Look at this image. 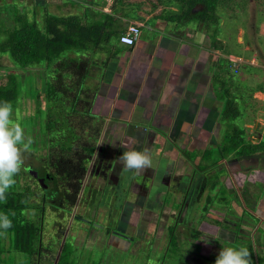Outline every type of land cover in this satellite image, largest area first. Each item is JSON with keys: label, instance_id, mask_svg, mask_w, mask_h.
I'll return each mask as SVG.
<instances>
[{"label": "crops", "instance_id": "crops-1", "mask_svg": "<svg viewBox=\"0 0 264 264\" xmlns=\"http://www.w3.org/2000/svg\"><path fill=\"white\" fill-rule=\"evenodd\" d=\"M152 18L155 17L141 16L130 23L140 25L141 31L146 27L152 35L141 39L139 35L132 46L121 43L124 49L113 51L107 63L96 69L95 76L87 79V84L94 88L91 112L103 119L105 148L99 157L101 162L112 165L109 170L115 174L112 183L120 186L124 178L125 171L118 158L124 151L135 149L146 151L153 161L151 168L140 173L139 180L144 179L149 185L162 174L164 183L157 186L158 194L169 191L178 194L184 187V171L191 168L194 159L191 154L202 148L206 155H211L210 151L219 149L226 140L225 124H231L226 110L238 91L231 75L243 68V61L238 60L243 55H234L225 41L195 34L189 27L165 35L158 23L145 21ZM107 56L102 57L107 59ZM260 95L263 97L259 99ZM250 99L243 110L247 117L241 121L242 126L236 125L239 131L243 129L242 135L248 128L251 130L246 137L253 147L262 146L261 160L252 157L250 167L259 174L256 185L262 191L259 190L256 199L248 198L249 201L244 196L236 197L241 204L255 205L254 224L259 223L261 228L264 225V107L260 101H264V90L257 88ZM235 111L233 108L230 113ZM233 116L237 121L238 117ZM195 160L199 163L196 157ZM175 179L180 185L175 184ZM136 189L139 190L137 186ZM238 207L246 213L242 205ZM142 211L135 213L134 220L140 218ZM230 238L233 239V234Z\"/></svg>", "mask_w": 264, "mask_h": 264}, {"label": "rangeland", "instance_id": "rangeland-1", "mask_svg": "<svg viewBox=\"0 0 264 264\" xmlns=\"http://www.w3.org/2000/svg\"><path fill=\"white\" fill-rule=\"evenodd\" d=\"M171 1L172 0H0V26L2 24H5V27H8L9 25L11 26L13 24L12 20L15 13L17 14V12H19L27 14L29 19L33 21L37 17V19L40 20L39 25L42 27V16H44L43 14L48 10L49 13L54 14H78L88 22L98 21L101 23L103 21L113 20L111 18L112 16H115L116 23L114 24V27L117 29H127L128 23L130 24L136 20H140L141 16L143 18H147L148 15L155 17L165 10V17L163 19L155 17L150 21H145L149 22V24L153 22L158 23L161 27V33H164L165 35L170 32L175 34L176 31H184L186 27H189L188 30L195 34L203 33L216 40L220 39L225 41L226 45L229 47L228 50H231L234 55H243L238 59L240 62L243 61L241 65L243 68H241V71L236 69L235 74L232 73L231 75L233 83L238 86V91L235 96L236 98H234V101L231 100L232 102L226 110V113L231 119L230 125L225 124L227 132L226 129H224V139H227L229 132L233 131L235 127L238 130L240 129L236 124L242 126L241 121L247 117L243 110L248 105V102L251 101L250 97L253 92L257 88L264 90V0H236L235 4L231 6L229 11L221 10L217 12V17L206 16L207 19L205 21H201L199 20L200 18L195 17L190 21L187 20L189 24H184L181 16L175 18L180 12L175 15L174 6H170L172 3ZM173 1L176 5V0ZM211 3L218 5L219 0H211ZM180 8H177V10L179 11ZM199 8L200 6H198L197 9ZM34 10L36 11V14L34 13ZM148 35L152 34L149 33L148 29L145 27L140 33V39ZM114 37L115 36H113L109 46H107L108 48L105 49V52H97L95 54L96 60H93V63L91 61L90 68L93 70V76H95L96 69H98V64L96 62L101 56L108 55L107 53L112 51H122L124 49L125 46L120 42H117L118 40ZM74 54L75 53H73V55ZM78 56L81 57L82 54ZM85 57L88 58V56ZM0 63H2L3 66H13V63L7 58V56L0 57ZM2 65L0 68V74L2 73L5 75L6 72L4 71L6 70ZM16 71L18 72L17 74L20 78L21 85L20 96L18 99L19 103L17 101V105L13 107V119H16L21 123L25 129L26 136H30L33 141L31 151L24 153V165L33 164L34 166H38L46 155L48 147H50L49 139H52L53 146L59 144L64 145V142L60 140V136L57 135L59 129L60 132H62L61 135H65L68 138L72 137V134L68 129L69 120H67V117H65V120L57 118L52 127L49 128L47 125V119L45 116L47 110L45 105L47 103L41 101L40 104L37 95L43 94L42 98L44 99L46 81L48 75H50V71L45 73L46 70L44 68L30 70L16 69ZM261 97H263V95H260L258 98L260 99ZM260 103H263L262 106L264 107V101H260ZM256 105L259 106V101ZM233 108H235L237 112V121L235 116L230 113ZM65 109L64 112L71 111L70 107L67 108L66 106ZM17 112L19 113L18 117ZM57 123L61 124L59 129L56 128ZM246 131L244 132L245 135L242 136L245 137V140H248L246 135H248L251 130L248 128ZM231 134L234 135V133ZM217 148L210 151L211 155H206V151H203L202 148L196 149L191 156L197 158L200 167H203L204 165L206 166L209 161H211V164L213 165V161L217 162L221 158L219 153L221 150H218ZM27 179V175L24 174V169L22 168L20 173L15 177L16 186L23 182L26 184L28 182ZM244 179H246L245 187L247 186V189L242 192V195L246 197L247 201H249L248 197H255L256 199V197L259 196V190L262 191V188L258 187L256 183H250L253 179H248V177H244L242 183L238 181L241 186ZM211 186L212 185H210V193L208 196H213L214 201L212 204L221 207V209L224 208V212L221 211L219 213H222L224 216L226 214L228 219L221 230H219L216 235L214 234L213 237L209 238V243L213 245L215 253L209 255L211 258H208V262L215 264L214 260H216L218 256L216 252L218 253V249H222L223 246H246L251 254L250 264H264V225L261 228L258 226L256 234L255 231L252 232L254 235L249 242L242 241V245L238 242H234V236L239 231H242L238 228L245 221L247 216L246 213H243L240 209V211H238L236 208H238V205H242L244 209H246V212L251 215L257 213L256 208L252 205L247 206L237 201L236 196L241 198V192L236 186V191H228L226 187L220 188L219 190L218 187L212 189L214 185L212 188ZM251 193L253 194L251 195ZM166 200L173 203L175 207L180 205L178 203V196L175 197L174 195L167 194L165 201ZM206 201L207 199L199 200V203L193 209L194 218V215L199 216L202 213L203 205ZM88 205V211H86V216L88 218L85 217L86 220L95 218L91 216L93 205ZM80 207L85 208L86 205L82 204ZM249 207L254 213L248 211ZM27 212L32 215V212L26 210V216H30ZM101 217L99 219H101ZM46 218L47 215L45 221H47ZM96 219H98V217ZM64 221H60L59 239L55 237L53 242L51 241L52 245L49 246V250L44 252L45 254H42L44 261L42 263L39 262V264L190 263L188 257L183 255L181 248L173 247V245L170 247L171 240L166 233L159 235V237H155V233H152L151 235L146 233V236L140 235L135 239V243H132L129 249H126L125 251L122 248L105 246L103 242H97L95 237H89V229L91 225H84L82 224L83 222L73 221L71 225H68L65 228L67 222ZM255 224L257 225L259 223L255 222ZM44 229L45 233H47V228ZM230 234H233V239L230 238ZM181 240H187L184 238V234L180 235V241ZM197 242L201 245L200 239H197ZM64 245H66L65 250H63ZM119 245L126 248L125 243L120 242ZM210 251L211 250L209 249L207 253ZM0 264H31V261L24 253L14 251L9 237L0 236Z\"/></svg>", "mask_w": 264, "mask_h": 264}, {"label": "flooded vegetation", "instance_id": "flooded-vegetation-1", "mask_svg": "<svg viewBox=\"0 0 264 264\" xmlns=\"http://www.w3.org/2000/svg\"><path fill=\"white\" fill-rule=\"evenodd\" d=\"M92 116L94 118L84 116V119H87L91 124L85 129L83 124L86 121L84 119L82 121L79 118L72 119L77 142L76 144L74 142L75 145L73 144L72 148L67 149L68 158L64 164L55 166L54 160H46V156H44L38 166L26 164L23 167L28 182L26 184L23 182L20 185L29 184L36 193L32 199L35 202L34 206L31 205L26 209L32 212V215L27 212L30 216L26 217L39 227V253L32 259L31 264H39L44 261L42 254L49 250V246L52 245L51 241L53 242L55 237L59 239L60 221L64 220L67 222L65 228L73 221L91 225L89 237H95L97 242H103L105 246L122 248L125 251L132 243H135V239L140 235L146 236V233L150 235L155 233V237H159L166 233L171 240L170 247L173 245V247L181 248L183 255L188 257L191 264H209L208 258H211L209 255L215 253L213 245L209 243V238L216 235L228 219L226 214L224 216L219 213L224 212V208L221 209V207L212 204L214 198L211 195L208 196L210 185H214L213 188L211 186L212 189L218 187L219 190L226 187L228 191L235 190L236 186L243 196L242 192L247 189L244 187L246 179L242 186L238 181L242 183L244 175L245 178L253 179L250 182L252 184L259 182L257 179L259 174L250 167H252V157H260L259 161L261 160L262 146L253 147L251 141L243 140L232 151H227L226 144L223 146L222 143L218 149L221 150L219 152L221 158L217 162L213 161V165L209 161L206 166L200 167L195 158L191 159V168L184 171L183 174L185 180L184 189L181 187L182 191H179L178 194L173 191L158 194L157 186L164 183L161 182L162 174H159L154 181L151 180L149 185L144 179L139 180L140 174L133 172L124 173L120 186H116L117 183H112V177H115V174L109 171L112 169V165L101 162L99 157L105 144L103 129L99 132L100 129L97 126L103 123V119L98 115L93 114ZM95 124H97L96 127ZM83 145L90 146L89 150L93 145L95 148H92L93 152H88L82 149ZM75 149L76 152L78 149L80 156L73 152ZM77 161L81 163L79 172L74 176V179H69V186L71 184L74 186L70 189L77 193V197L73 200L70 197V192L66 194L61 187L62 176L60 173L68 167L78 170L76 163L79 162ZM239 165L240 168H238ZM178 181L174 180L175 184L180 185ZM136 186L139 190L136 189ZM167 194L178 196L179 208L170 201H165ZM202 199H207L203 205L202 213L199 216L194 215V218L193 209ZM82 204H85L86 207H80ZM88 204L93 205V207L91 206L93 209L91 216L95 217L89 218L90 220H86ZM238 208L236 209L239 211ZM140 209L144 211L140 213V218L134 220L135 213ZM128 210L130 213L126 215ZM146 211H150V213ZM46 215L47 221H45ZM126 216L128 219L125 221ZM97 217L98 219L101 217V219L98 220ZM242 226L243 223L238 228L242 231L234 236V242L241 245L242 241L249 242L254 235H252L254 229L249 232L244 227L242 229ZM44 228H47V233ZM183 234L187 240L180 241V235ZM197 239L201 240V245L198 244ZM120 242L125 243L126 248L121 247ZM209 249L211 251L207 253ZM218 250L216 254L221 251V249Z\"/></svg>", "mask_w": 264, "mask_h": 264}, {"label": "trees", "instance_id": "trees-1", "mask_svg": "<svg viewBox=\"0 0 264 264\" xmlns=\"http://www.w3.org/2000/svg\"><path fill=\"white\" fill-rule=\"evenodd\" d=\"M235 1L219 0V4L216 5L212 4L211 0H176L175 5L172 0L170 6H174L175 15L180 12L175 18L181 16L184 24H189L187 20L190 21L195 17L205 21L206 16L217 17V12L229 11ZM198 6H200L199 9H197ZM177 8L180 10L178 11ZM46 11L42 16V27L39 25L40 20L37 17H34L35 20L33 21L29 19L27 14L19 12L15 13L11 26L5 27V24L0 26V57L7 56L13 63V66H3L0 63V68L2 65L6 70L4 71L6 72L5 75L0 74V101H9L13 107L17 105V101L19 103L21 83L16 69L44 68L45 73L50 71L46 81L44 99L42 98L43 94L37 95L39 103L41 104V101L47 103L45 116L49 128L55 124L57 118L65 120L67 117L69 120L68 129L72 134L71 138L61 135L62 132L59 129L61 124H56V128L59 129L57 135L60 136L64 145L53 146L52 139H49L50 147H48L45 156L46 160H54L55 166H57V164L65 163L68 158L67 149L72 148L74 142L75 144L77 142L72 119L79 118L82 121L85 115L94 118L91 112L94 88L87 84V79L93 75V70L90 68L91 61L93 63V60H96L95 54L97 52H105L113 36L118 40L117 42L122 43L120 36L128 30L130 25L135 24H130L127 29H117L114 27L115 16H112L111 19L113 20L100 23L98 21L88 22L78 14L63 15ZM164 12L165 10L155 17L163 19L165 17ZM34 13L36 14L35 10ZM139 27L141 31V26L139 25ZM125 45L132 46L131 44ZM81 54L83 58L78 56ZM107 54V59H103L101 56L97 60L98 67L107 63L109 57L113 55V51ZM66 106L67 108L70 107L71 111L64 112ZM233 115H237V112L235 111ZM84 120L86 121L83 124L85 129L91 124L88 123L87 119ZM97 128L100 129V132L102 124H99ZM232 133L234 135L230 134L228 140L226 139L223 144V146L226 144L225 149L227 151L236 148L243 140L245 141L242 136L243 129L239 131L235 127ZM88 147L90 146L83 145L82 149L93 152L92 148L95 146H92L91 151ZM73 152H76V149ZM75 154L80 156L78 149ZM72 158L74 157L72 156ZM77 162H79L76 163L78 170L68 167L60 173L62 176L61 187L66 194L70 192V197L73 200L77 197V193L70 189L74 186L72 184L69 186V179H74V176L79 172L81 163L80 161ZM35 194V190L29 184L25 186H16L15 184L7 190L6 200L0 201V214L7 215L12 221L11 228L0 229V236L9 237L14 251L24 253L30 261L39 253V227L35 225L34 221L26 217L25 210L31 205L34 206L35 202L32 199ZM65 246L63 250H65Z\"/></svg>", "mask_w": 264, "mask_h": 264}, {"label": "clouds", "instance_id": "clouds-1", "mask_svg": "<svg viewBox=\"0 0 264 264\" xmlns=\"http://www.w3.org/2000/svg\"><path fill=\"white\" fill-rule=\"evenodd\" d=\"M32 142L21 123L13 119V105L9 101H0V201L6 200L7 190L16 183L15 177L24 167V153L31 151ZM118 159L125 172L140 174L153 166L146 151L130 149ZM11 227L12 221L8 216L0 214V229ZM250 255L246 246H223L215 264H250Z\"/></svg>", "mask_w": 264, "mask_h": 264}, {"label": "built area", "instance_id": "built-area-1", "mask_svg": "<svg viewBox=\"0 0 264 264\" xmlns=\"http://www.w3.org/2000/svg\"><path fill=\"white\" fill-rule=\"evenodd\" d=\"M140 35V27L138 24L130 25L128 30L120 36V41L124 44L135 45Z\"/></svg>", "mask_w": 264, "mask_h": 264}, {"label": "water", "instance_id": "water-1", "mask_svg": "<svg viewBox=\"0 0 264 264\" xmlns=\"http://www.w3.org/2000/svg\"><path fill=\"white\" fill-rule=\"evenodd\" d=\"M250 200H253V197H248ZM252 206H255V205H252ZM254 210V209H253ZM248 211H252L251 209H250V207H249V210ZM252 213H254L253 211H252ZM246 214H247V216H246V219H245V221L243 222V227L245 228L246 226H247V228H246V230L247 231H251L252 229H254V231L256 230V229H258V226H259V228H260V224H257V225H255L254 224V221H255V218H254V216L255 215H251L250 213H248V212H246ZM256 226V227H255ZM254 234V233H253ZM252 234V235H253Z\"/></svg>", "mask_w": 264, "mask_h": 264}]
</instances>
